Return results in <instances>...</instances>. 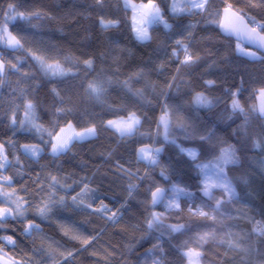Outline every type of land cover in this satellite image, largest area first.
Here are the masks:
<instances>
[{
	"label": "trees",
	"instance_id": "16d2710c",
	"mask_svg": "<svg viewBox=\"0 0 264 264\" xmlns=\"http://www.w3.org/2000/svg\"><path fill=\"white\" fill-rule=\"evenodd\" d=\"M155 2L171 27L154 24L150 40L141 42L133 30V10L125 7V0H103L102 5L96 0H0V22L10 5L30 17H18L9 25L23 47L0 46L7 67L0 77V145L11 162L0 175L12 178L5 191H15L28 208L23 218L9 219L0 228V236H12L16 242L14 246L0 242L1 255L19 264H189L184 253L193 248L202 253L199 264H264V234L259 231L264 227V146H254L256 141L264 143V118L256 109L257 95L264 88V56L253 61L239 54L238 43L219 32L223 9L229 4L247 20L264 23V0H209L205 11L193 14H172L171 0ZM101 18L118 23L104 30ZM177 40L200 59L182 64L184 53ZM33 53L49 63L59 62L70 74L46 76ZM89 58L91 70L83 63ZM89 81L105 82L99 98L86 92ZM206 81L214 83L208 86ZM197 93L211 99L212 106L198 107ZM233 99L243 113L233 112ZM28 100L43 129L55 134L69 123L79 130L94 125L98 135L74 142L68 152L54 157L47 132L21 127ZM58 108L66 111L57 113ZM165 111L168 141L159 126ZM132 112L141 121L132 136L122 138L107 126V121L126 119ZM209 134L208 140L199 139ZM24 145L38 146L43 153L30 158ZM145 145L162 149L157 165L137 160ZM229 146L237 157L224 169L233 194L215 188L210 198L200 189L192 190L178 175L171 181L169 176L178 170L201 176L181 148L196 149L198 161L208 162ZM51 176L70 187L51 189ZM85 184L90 191L83 197L84 205L73 204L71 197L81 193ZM130 184L135 185L131 195ZM173 185L191 196L179 197V209H166V202L153 207L151 191L167 188L171 198ZM49 194L53 200L64 197L65 203L55 204L42 218L37 207ZM217 200L221 206L214 212ZM105 206L108 211H99ZM0 207L12 206L0 203ZM197 207L216 219L189 211ZM111 212L119 214V220L108 221L105 215ZM153 212L161 214L162 226L149 229ZM28 222L38 224L40 230L25 234ZM172 225L183 229L172 232ZM206 232L215 238L200 241ZM229 239L249 251L228 248Z\"/></svg>",
	"mask_w": 264,
	"mask_h": 264
},
{
	"label": "snow or ice",
	"instance_id": "6c2138e0",
	"mask_svg": "<svg viewBox=\"0 0 264 264\" xmlns=\"http://www.w3.org/2000/svg\"><path fill=\"white\" fill-rule=\"evenodd\" d=\"M97 4H103V0H96ZM209 0H173L171 5V11L173 14H180V13H187L193 14L197 12H203L207 9V5ZM125 7L131 8L133 10V30L136 34V38L141 42L149 40L151 37L148 32V27L146 25L164 23L165 28H170L171 25L167 24L163 20V16L161 13L160 7L155 3V0H149L147 4H140L136 5L131 2V0H125ZM38 15V14H37ZM17 16L20 19H30L29 16L25 15V13L20 12L16 13V10L13 6H9V14L6 16L3 22H0V44L4 47L11 48L13 50L19 49L23 47L21 44V40L18 39L15 35L8 31V23L11 20H15ZM223 16L224 19L227 21L225 24H221V27L230 35H235L238 41H246L249 44H252L256 47L257 51L264 52V23H258L255 21L254 18L249 17L248 21L251 22L252 26H249V22L245 20L244 15L239 14L238 12L233 11L232 6L229 4L223 9ZM100 26L104 30H108L109 28L115 27L117 25V21L113 20H106L104 18L100 19ZM176 44L180 46V50L184 53V59L181 61L182 64H193L197 62L200 57L198 55H194L190 50L187 44H184L182 41L177 40ZM237 51L246 57H249L253 61L261 59V57L257 56L256 52L246 51L245 49L241 48L239 43L237 44ZM173 56L177 55L176 50H173ZM33 58L39 64L41 70L46 75L51 76H66L70 74V69H65L63 65L59 62L56 63H49L45 57L41 55H37L33 53ZM85 67L91 70L93 65V60L91 58L86 59L83 61ZM11 68H16V65H10ZM5 71V61L0 59V77L3 76ZM104 83L102 81H89L87 84L86 92L93 97L99 98L103 92L105 91ZM108 83H111L109 80ZM126 87H129L128 82H123ZM208 86H211L214 81H206L205 82ZM53 92L56 96L59 97V92L53 89ZM236 94L233 93V96ZM259 106L257 111L260 114H264V88L259 90ZM194 103L198 107H211L212 101L203 93H197L194 97ZM167 108V106H165ZM232 109L233 112H244L243 107L240 105L237 99H233L232 102ZM57 113L65 112L66 109L58 108ZM67 111H71V109H67ZM34 112L35 106L31 100H28L25 104V117L28 124L31 125L33 129H35L38 133H43L47 131L48 136L51 138V153L54 157H58L61 154L70 150V145L73 141H82L93 137L96 135V127L93 125L91 127L85 128L83 131H75L73 125L69 123L66 128H60L59 132L53 133L48 131L47 129H43L42 126L37 125L34 120ZM140 117L137 116L135 112L129 113L127 119H119V120H109L107 121V125L112 127L120 134L123 138L125 136H132L138 130V126L140 125ZM12 123L15 124V118L13 117ZM24 126V122H21V127ZM164 129V136L165 140L168 141V131H169V113L168 111L164 112V115L160 118V125ZM181 128L185 127V125H179ZM209 136H200L199 139L201 140H208ZM43 139V136H41ZM175 143V140L171 141ZM255 147H262L264 143L261 141L254 142ZM24 152L33 159H38L42 153V149L35 145H24ZM162 151L161 148H152L150 146L145 145L141 147L137 152V160L144 161L149 166H155L158 164V157L160 152ZM181 152L186 153V155L195 162V167L200 171L203 175L204 179L202 181L203 184V191L205 195L210 196V190L213 187L222 188L225 192H228L230 195L233 194V189L231 188L230 182L227 180L225 175L224 169L230 163H236L237 157L235 153V149L229 146L227 149H221L220 155L217 156L214 160L208 162H200L198 161L199 153L194 148L184 149L181 148ZM0 170L5 169L6 167L11 166V162L7 160V156L4 153L3 145H0ZM17 163L19 161L17 160ZM211 173V175H210ZM164 175L163 171L161 173ZM11 177L0 175V203L10 204L12 207H0V228L9 220V219H16V218H23L25 213L28 211V208L25 206L27 201H24L22 197L16 196L15 191L8 192L4 191L5 187H11ZM52 183L49 185L51 189H55L57 186L60 187H70L61 185L60 181L57 179L56 176L50 177ZM165 179L167 177L165 176ZM84 190L81 193H78L77 196H72L71 200L72 203L75 205L83 206L84 205V196L87 194L90 189H88V185L85 184ZM135 185H129V194L134 190ZM172 197L166 198L165 197V190L156 187L154 191H151V204L153 207L160 202H165L166 209H179L180 205L177 202L181 195L191 196V193L186 192L183 188H180L176 185L172 186ZM79 197V199H78ZM212 198V197H210ZM64 204L65 200L64 197H59L58 200H53L52 194H49L48 199L41 200L40 206L37 207V213L42 218H47V214L51 212L52 207L55 204ZM221 201L217 200L215 206L212 208V211L218 212L220 210ZM87 207L91 208V204L87 205ZM99 211H108L106 206ZM193 215L199 217H207L209 219L215 220L216 217L210 215L208 211H205L203 207H197L195 210L189 209ZM108 219L113 220L116 222L118 217L115 212H112L111 216ZM154 226L160 227L162 226L161 222V214L153 212L151 214V218L147 221V227L152 229ZM172 232H179L183 229V225H172L169 226ZM39 225L28 222L26 227L24 228V232L27 235H31L34 231H39ZM261 234H264V227L259 229ZM215 238L214 233H204L199 237V240L202 242H207L209 238ZM0 242L5 243L7 245H15V240L12 236H0ZM87 241H85L86 243ZM221 243H225V241L221 240ZM227 246L230 249H240L242 251L248 252V249H241L240 245L231 239L227 242ZM3 250L0 249V252ZM254 251V249H253ZM70 254V253H69ZM184 255L189 258V264H199V258L202 253L193 248H189ZM7 264V262H6ZM11 264H19V262L12 261ZM156 264H160L159 261Z\"/></svg>",
	"mask_w": 264,
	"mask_h": 264
},
{
	"label": "rangeland",
	"instance_id": "374dc122",
	"mask_svg": "<svg viewBox=\"0 0 264 264\" xmlns=\"http://www.w3.org/2000/svg\"><path fill=\"white\" fill-rule=\"evenodd\" d=\"M132 3H134V4H136V5H140V4H147L148 2H142V3H136V2H134V1H131ZM173 2V0H171V3ZM156 3V2H155ZM157 4V3H156ZM172 12V11H171ZM162 13V12H161ZM9 14V13H8ZM173 14V13H172ZM181 14V13H180ZM6 18V17H5ZM17 18H18V16H17ZM16 18V19H17ZM15 19V20H16ZM132 19H133V13H132ZM15 20H11L9 23H8V31L10 32V30H9V25L11 24V23H13ZM154 24H152V25H146L147 27H148V32H149V35H150V28L153 26ZM135 33V32H134ZM135 36H136V34H135ZM150 40V39H149ZM149 40H146V41H149ZM146 41H143V42H146ZM0 46L2 47V48H7V47H4L2 44H0ZM241 48H243V49H245L246 51H250V52H255V51H253V50H249V49H247L246 47H244V46H242ZM7 49H11V48H7ZM239 53V52H238ZM257 53V52H256ZM240 54V53H239ZM257 56H259V54L257 53ZM249 58V57H248ZM0 59H2V57H1V50H0ZM6 72H7V67H5V71H4V73H3V76H5V74H6ZM43 72V71H42ZM44 73V72H43ZM45 74V73H44ZM46 75V74H45ZM46 76H48V77H50L51 75H46ZM51 77H60V76H51ZM259 94L257 95V105H256V109H258V106H259V103H260V101H259ZM260 114V113H259ZM263 118H264V114H260ZM127 119V118H126ZM23 121L22 122H24V126L23 127H25V128H27V130H31V129H33L32 127H31V125L30 124H28V122H27V120H26V117H25V115L23 116V119H22ZM34 120H35V123L37 124V125H40L39 124V121H38V119H37V117H36V113L34 112ZM116 120H119V119H116ZM40 126H42V128H44L43 127V125H40ZM108 126V125H107ZM67 126H64L63 128H66ZM73 128H74V130L75 131H77V132H79V131H83V130H79V129H77V128H75L74 127V125H73ZM110 128H112V127H110ZM113 130H115L114 128H112ZM35 130V129H34ZM48 131H49V129H47ZM116 131V130H115ZM47 132V131H46ZM43 133H45V132H43ZM40 134H42V133H40ZM98 135V129L96 128V135L95 136H97ZM120 135V134H119ZM95 136H93V137H90V138H88V139H85V140H82V141H73V143L70 145V147L74 144V142H85L86 140H91V139H94L95 138ZM40 148V147H39ZM42 149V148H41ZM43 150V149H42ZM50 150H51V148H50ZM51 152V151H50ZM68 152V151H67ZM42 153H43V151H42ZM41 153V154H42ZM66 153V152H65ZM52 154V153H51ZM64 154V153H63ZM225 172V171H224ZM201 174V173H200ZM176 175H178V176H180L181 178H183L188 184H189V186H191V188H192V190L194 189V190H202V193L203 194H205L204 193V191H203V184H202V181H203V179H204V177H203V175L201 174V176L199 177V176H192L191 174H189L188 172H186V171H184V170H178V173L177 174H171L169 177H170V179H171V181L176 177ZM210 175H211V173H210ZM226 175V174H225ZM227 180L230 182V180L227 178ZM230 185H231V188L233 189V184H231V182H230ZM215 188H219V187H213V188H211V190H210V192L211 191H213ZM166 190H167V193H168V196H169V192H168V189L167 188H165ZM219 189H221V188H219ZM4 191H5V189H4ZM228 193V192H227ZM229 194V193H228ZM206 196H208V195H206ZM208 197H210V196H208ZM168 198V197H167ZM12 206V205H11ZM12 246V245H11Z\"/></svg>",
	"mask_w": 264,
	"mask_h": 264
},
{
	"label": "water",
	"instance_id": "95a60500",
	"mask_svg": "<svg viewBox=\"0 0 264 264\" xmlns=\"http://www.w3.org/2000/svg\"><path fill=\"white\" fill-rule=\"evenodd\" d=\"M233 11H235V10L233 9ZM235 12H236V11H235ZM241 15H242V14H241ZM245 20L248 21L246 18H245ZM225 23H227V21L224 19L223 12H222V18H221V20H220V22H219V32H220V34H221L222 36H224L225 38H228V39L231 38V39H233L236 43H239V44H241L242 46L246 47L247 49H249V50H253V51L257 52L259 55H261V56L263 55V56H264V52L257 51V49H256V47H255L254 45L249 44V43H247L246 41H243V40L238 41L235 35H230L229 33H227V32L221 27V24H225ZM249 26H252V25L249 24ZM161 188H162V187H161ZM162 189L165 190V197L167 198V197H168L167 190H166L165 188H162ZM164 203H165V202L157 203V204L155 205V207H161L162 204H164ZM12 261H14V260L9 259V258H7L6 256H3V255L0 254V264H6V262H7V264H11Z\"/></svg>",
	"mask_w": 264,
	"mask_h": 264
},
{
	"label": "built area",
	"instance_id": "2783aa9c",
	"mask_svg": "<svg viewBox=\"0 0 264 264\" xmlns=\"http://www.w3.org/2000/svg\"><path fill=\"white\" fill-rule=\"evenodd\" d=\"M197 27H198V26L195 25V26H194V30H196ZM190 43H191V41L189 42V44H190ZM188 47H189V46H188ZM189 49H190V48H189ZM111 214H112V212L109 213V214H106V215H105V217H106V219H107L108 221H113V220L108 219V217L111 216ZM116 215H117L118 220H119V218H120L119 214L116 213Z\"/></svg>",
	"mask_w": 264,
	"mask_h": 264
}]
</instances>
